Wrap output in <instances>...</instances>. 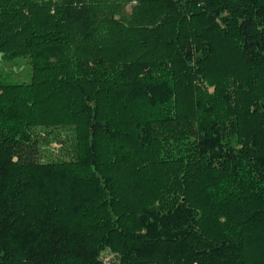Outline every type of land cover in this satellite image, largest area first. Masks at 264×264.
Returning <instances> with one entry per match:
<instances>
[{
	"label": "trees",
	"instance_id": "trees-1",
	"mask_svg": "<svg viewBox=\"0 0 264 264\" xmlns=\"http://www.w3.org/2000/svg\"><path fill=\"white\" fill-rule=\"evenodd\" d=\"M19 59L0 264H264V0H0ZM59 128L75 157L42 162Z\"/></svg>",
	"mask_w": 264,
	"mask_h": 264
},
{
	"label": "rangeland",
	"instance_id": "rangeland-1",
	"mask_svg": "<svg viewBox=\"0 0 264 264\" xmlns=\"http://www.w3.org/2000/svg\"><path fill=\"white\" fill-rule=\"evenodd\" d=\"M32 67L25 60H17L14 63H4L0 61V77L7 79L11 83H25L30 82L32 78ZM47 135L53 138L54 135L59 136L58 141H53L46 145V141L39 144V154L36 155L37 159L42 162L51 161H71L74 159L76 150V134L75 130L70 128H59L58 130L49 129ZM41 135H46L42 129L38 132ZM103 264H120L117 257L110 251H106L102 255Z\"/></svg>",
	"mask_w": 264,
	"mask_h": 264
}]
</instances>
